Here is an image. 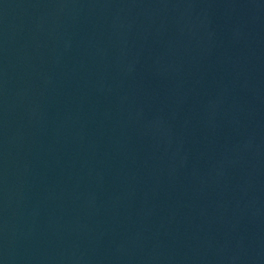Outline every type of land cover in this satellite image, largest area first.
<instances>
[{
  "label": "water",
  "instance_id": "1",
  "mask_svg": "<svg viewBox=\"0 0 264 264\" xmlns=\"http://www.w3.org/2000/svg\"><path fill=\"white\" fill-rule=\"evenodd\" d=\"M0 264H264V0H0Z\"/></svg>",
  "mask_w": 264,
  "mask_h": 264
}]
</instances>
